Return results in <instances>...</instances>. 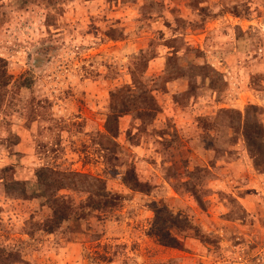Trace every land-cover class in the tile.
I'll return each instance as SVG.
<instances>
[{
    "label": "rangeland",
    "instance_id": "obj_1",
    "mask_svg": "<svg viewBox=\"0 0 264 264\" xmlns=\"http://www.w3.org/2000/svg\"><path fill=\"white\" fill-rule=\"evenodd\" d=\"M0 264H264V0H0Z\"/></svg>",
    "mask_w": 264,
    "mask_h": 264
}]
</instances>
